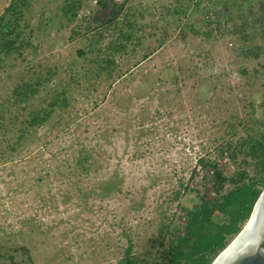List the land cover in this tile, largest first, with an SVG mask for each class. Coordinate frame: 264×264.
I'll use <instances>...</instances> for the list:
<instances>
[{"label": "rangeland", "instance_id": "obj_1", "mask_svg": "<svg viewBox=\"0 0 264 264\" xmlns=\"http://www.w3.org/2000/svg\"><path fill=\"white\" fill-rule=\"evenodd\" d=\"M111 1L122 12L99 26ZM218 1L81 0L75 17L66 0H17V15L8 7L0 26V264L26 259L12 251L21 245L35 264H122L130 242L141 264L157 255L163 221L182 224L179 205L196 207L190 190L209 186L198 160L215 153L231 115H249L253 103L263 122L264 55L233 50ZM194 28L212 29L211 39ZM117 29H131V38L118 40ZM23 83L37 92L18 102ZM59 98L67 105L18 140ZM81 148L95 164L76 172L77 191L66 175ZM220 163L233 171L229 158ZM114 176L120 191H91Z\"/></svg>", "mask_w": 264, "mask_h": 264}, {"label": "trees", "instance_id": "obj_2", "mask_svg": "<svg viewBox=\"0 0 264 264\" xmlns=\"http://www.w3.org/2000/svg\"><path fill=\"white\" fill-rule=\"evenodd\" d=\"M16 1L11 0L9 5L15 15L18 14ZM229 1H218L222 9L218 21H223L226 27L224 36L233 40V50L239 49L244 58L259 59L264 55V0H233L232 4ZM76 3H81V0H66L65 3V11L72 17L76 16ZM111 3L115 6L110 10V13L97 19L99 26L115 22L119 13L122 12L123 4L118 5L115 1H111ZM119 7L121 8L118 10ZM2 23L4 24V20ZM1 27L0 33L2 32ZM103 30L88 29L89 32H96V35L101 38L105 36ZM117 30L120 41H128L132 36L131 29ZM192 33L209 40L212 29L207 31L194 28ZM16 48L19 47L16 46L14 49ZM147 58L148 55L145 59ZM112 64V60H106L105 69L110 71ZM262 66L264 68V64ZM245 70L234 69L239 74H246ZM222 76L225 75L222 74ZM174 77L176 81L179 79V75H174ZM41 80L39 79L36 84L39 85ZM199 83L192 84V88L195 89ZM36 92L33 85L23 83L15 87L14 95L17 99L19 98L18 102H26L30 93ZM66 102V99L59 98L49 104L50 108L38 111L27 126L21 130L17 139L21 140L32 132L39 131L42 126L46 125L55 110L54 107H58L60 104L67 105ZM251 104L252 112L249 115L243 117L238 114L231 115L230 128H227L214 144L215 153L199 158L198 162L201 168L207 172L204 181L209 186L205 187L204 192L198 189L190 190L195 192L200 200L196 207L187 208L179 205V209L184 215L182 224L178 221L172 223L163 221L156 242L158 245L157 255L149 264H212L249 220L254 205L264 190V129H254L258 125L264 126V112L261 117L263 122H258L255 117L256 106ZM261 106H264V103ZM219 140L221 142H218ZM78 152V156L72 158V162H70L73 166L69 172L73 173L66 175L68 181L72 180V185L76 187L77 191L80 189L78 185L81 183V178L76 176V172H88L90 167L95 164L88 151L84 152L81 148ZM224 158H229L234 167L230 174H227L221 166L220 162ZM89 161L93 162L87 166ZM59 173L62 176L60 170ZM120 182L114 176L91 191H111V189L120 191L122 184ZM228 184L231 187L226 190ZM101 187L104 189L102 190ZM132 250L133 244L130 242L122 264H141L139 259L132 255ZM12 251L22 253L26 259L18 261L13 255H8L7 259L10 264H35L27 246H16L12 248Z\"/></svg>", "mask_w": 264, "mask_h": 264}, {"label": "water", "instance_id": "obj_3", "mask_svg": "<svg viewBox=\"0 0 264 264\" xmlns=\"http://www.w3.org/2000/svg\"><path fill=\"white\" fill-rule=\"evenodd\" d=\"M212 264H264V191L243 229Z\"/></svg>", "mask_w": 264, "mask_h": 264}, {"label": "crops", "instance_id": "obj_4", "mask_svg": "<svg viewBox=\"0 0 264 264\" xmlns=\"http://www.w3.org/2000/svg\"><path fill=\"white\" fill-rule=\"evenodd\" d=\"M11 0H0V26L3 20V14L8 10Z\"/></svg>", "mask_w": 264, "mask_h": 264}, {"label": "flooded vegetation", "instance_id": "obj_5", "mask_svg": "<svg viewBox=\"0 0 264 264\" xmlns=\"http://www.w3.org/2000/svg\"><path fill=\"white\" fill-rule=\"evenodd\" d=\"M227 186H228V185H227ZM227 186H226V187H227ZM263 191H264V190H263Z\"/></svg>", "mask_w": 264, "mask_h": 264}]
</instances>
